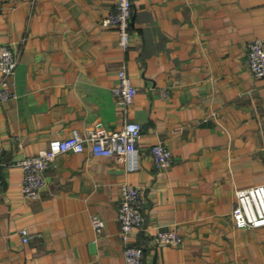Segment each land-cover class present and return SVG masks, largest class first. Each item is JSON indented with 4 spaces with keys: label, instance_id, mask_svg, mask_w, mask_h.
Listing matches in <instances>:
<instances>
[{
    "label": "crops",
    "instance_id": "obj_1",
    "mask_svg": "<svg viewBox=\"0 0 264 264\" xmlns=\"http://www.w3.org/2000/svg\"><path fill=\"white\" fill-rule=\"evenodd\" d=\"M113 2L0 0V43L17 58L16 96L0 101V264H124L122 181L144 195L128 240L144 264H264V226L232 218L236 190L264 183V76L245 61L248 41L264 39V0H133L127 49L105 22ZM122 66L137 88L128 104L112 93ZM127 121L142 125L133 158L59 153L39 197L23 196L16 160ZM158 141L167 168L150 154ZM160 228L183 242L156 243Z\"/></svg>",
    "mask_w": 264,
    "mask_h": 264
},
{
    "label": "built area",
    "instance_id": "obj_2",
    "mask_svg": "<svg viewBox=\"0 0 264 264\" xmlns=\"http://www.w3.org/2000/svg\"><path fill=\"white\" fill-rule=\"evenodd\" d=\"M133 0H114L105 22L113 26L118 34V44L127 49L131 35ZM246 64L254 76H264V39L253 38L247 43ZM17 58L14 50L6 43H0V101L16 96L12 88ZM137 92L126 68L118 70V78L112 93L123 104L132 101ZM142 133V125L127 121L117 129H90L84 133L74 131L66 137L54 138L45 148L25 155L16 160L15 165L22 171L21 192L25 198L36 199L46 184V170L53 165L55 157L62 152H82L87 146L95 156L133 158L138 152L137 142ZM154 165L167 168L172 164L173 155L162 141L153 143L149 148ZM3 147L0 145V167L5 163ZM237 203L232 209V218L238 227L264 226V183L238 188ZM144 195L141 188L133 183L122 181L119 187L117 219L121 238L125 242L124 264H144V248L128 242L134 230L142 228ZM91 224L96 233L103 231L105 222L99 215L91 216ZM21 240L27 242L33 234L27 228L20 229ZM156 243L178 245L183 236L175 228H160L154 235Z\"/></svg>",
    "mask_w": 264,
    "mask_h": 264
}]
</instances>
